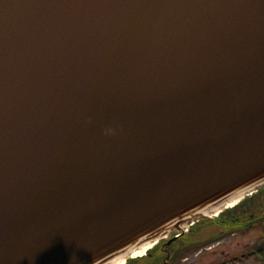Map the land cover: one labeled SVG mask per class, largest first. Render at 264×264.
I'll return each instance as SVG.
<instances>
[{
	"label": "water",
	"instance_id": "obj_1",
	"mask_svg": "<svg viewBox=\"0 0 264 264\" xmlns=\"http://www.w3.org/2000/svg\"><path fill=\"white\" fill-rule=\"evenodd\" d=\"M262 184L264 0H0V264H107Z\"/></svg>",
	"mask_w": 264,
	"mask_h": 264
},
{
	"label": "flooded vegetation",
	"instance_id": "obj_2",
	"mask_svg": "<svg viewBox=\"0 0 264 264\" xmlns=\"http://www.w3.org/2000/svg\"><path fill=\"white\" fill-rule=\"evenodd\" d=\"M201 218L196 219L182 231L172 230L159 239L152 248L136 259L135 262L129 260L126 264H219L218 260H221V262L230 258L232 260H242L244 258L248 259L251 255L257 260L258 248L255 247V244H257L259 238L251 242V245L245 250L239 252L240 255L238 253L235 255L227 254L224 255L223 259L219 258L212 262L209 251L212 243H226L224 239L228 236L238 233L247 234L251 228L246 231L222 230L218 236H213L214 233L208 234L206 231L199 229L200 226H204V223H200ZM222 252H226V250Z\"/></svg>",
	"mask_w": 264,
	"mask_h": 264
},
{
	"label": "trees",
	"instance_id": "obj_3",
	"mask_svg": "<svg viewBox=\"0 0 264 264\" xmlns=\"http://www.w3.org/2000/svg\"><path fill=\"white\" fill-rule=\"evenodd\" d=\"M199 229L203 231H214L213 236H218L222 230L246 231L252 227H264V185L252 194L245 196L236 205L225 208L215 217H202ZM255 247L258 248L260 258L264 259V238L258 240ZM135 259L130 261L135 262Z\"/></svg>",
	"mask_w": 264,
	"mask_h": 264
},
{
	"label": "rangeland",
	"instance_id": "obj_4",
	"mask_svg": "<svg viewBox=\"0 0 264 264\" xmlns=\"http://www.w3.org/2000/svg\"><path fill=\"white\" fill-rule=\"evenodd\" d=\"M211 213V211H209ZM214 216V215H213ZM206 231L208 234L213 233L212 230L207 229ZM259 238V239H258ZM261 238H264V227H253L249 230L247 234H234L230 235L227 238L224 239L226 243H212L211 250L210 251V260L213 262L214 260H218L219 258L223 259L224 255H235L243 250H245L247 247L251 245V242L255 241L256 239L260 240ZM249 242V243H248ZM246 245V246H245ZM223 250H226V252H222ZM228 251V252H227ZM219 264H264V259H259L258 261L254 258V256H249L248 259H235L232 260L227 259L221 262V260H218ZM243 262V263H240Z\"/></svg>",
	"mask_w": 264,
	"mask_h": 264
},
{
	"label": "bare ground",
	"instance_id": "obj_5",
	"mask_svg": "<svg viewBox=\"0 0 264 264\" xmlns=\"http://www.w3.org/2000/svg\"><path fill=\"white\" fill-rule=\"evenodd\" d=\"M240 198V197H238ZM237 198V199H238ZM236 200H232V201H229L225 204L226 207H229L233 204L236 203ZM219 211V210H218ZM218 211H215V212H211V214H215L217 213ZM152 243L151 242H148V243H145L141 246H138L137 248L133 249L129 254L126 253V254H123V255H119L117 256L116 258H114V260H111L110 262H108L107 264H123L124 263V260L126 259V257H130V256H135V255H141L143 254V252L147 249V247H149Z\"/></svg>",
	"mask_w": 264,
	"mask_h": 264
}]
</instances>
